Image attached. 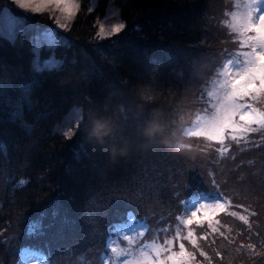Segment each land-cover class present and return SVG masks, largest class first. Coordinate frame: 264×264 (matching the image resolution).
Segmentation results:
<instances>
[{"label": "trees", "instance_id": "16d2710c", "mask_svg": "<svg viewBox=\"0 0 264 264\" xmlns=\"http://www.w3.org/2000/svg\"><path fill=\"white\" fill-rule=\"evenodd\" d=\"M115 1L120 5L124 27L113 35L97 37L92 20L105 0H98L100 5L96 3L90 10L80 9L72 24L71 37L74 45L81 39L83 46L76 53V59L69 53L72 61L62 63L58 70L46 69L36 75L28 63L19 59L20 53L31 54L29 47L15 50L11 46L8 51L0 48V63L6 65V68L0 66V132L10 149V152L0 150V227L3 230L7 223H14V204H20L25 198L15 222L22 221V213L34 219L53 210L83 214L101 206L104 192L115 182L126 187L138 175H152L159 180L165 168L163 162L171 169L184 165L191 168L202 162L211 167L207 160L221 161L213 158L214 148L207 144L206 138L184 134L191 148L183 153L155 148L135 151L113 163L106 150L85 135L89 120L108 117L115 129L106 138L109 143L138 142V126L153 108L160 109L170 122H178L176 117L167 115L174 100L172 94L180 87L175 103L180 100L182 90L189 102L194 85L179 76V57L187 55L188 48L202 44L203 5L211 3L215 7L219 3L217 0ZM194 21L198 22V30ZM179 52L182 53L178 55ZM29 80L32 83L26 85ZM8 82L12 85L7 86ZM139 91H146L151 100L142 103L137 95ZM23 96L26 102L22 100L23 103L15 106ZM35 106L39 107L35 113L26 108ZM17 108L23 117L22 121L18 118L19 122H14L12 111L17 113ZM67 121L73 122L68 136L61 131ZM180 125L181 122L172 126L180 128ZM245 144L251 148L247 155L243 154L244 161L255 171L241 174L235 170L230 188L242 194L249 205L260 207V215L264 217V195L258 200L259 191L253 189L264 174V129L252 133L249 143ZM228 151L232 153L233 149ZM226 161L228 165L224 167H231V159L226 157ZM150 164H153L151 170ZM22 179L28 183L18 188ZM159 185L164 188L162 179ZM244 205L241 203L238 208L243 209ZM228 222L226 234L212 232L213 239L209 243L204 241L207 246L202 248L207 260L190 250L196 257L194 264H216L219 260L228 263L233 256L241 264H264V239L260 241L264 221L261 224L256 221L258 225L249 232L238 217H229ZM235 240L238 246H234ZM242 241L259 246L243 247ZM188 248L191 249L189 245ZM231 248L233 251L229 253ZM5 258L0 247V261ZM96 258V254L90 255V260ZM13 264L18 263L14 260Z\"/></svg>", "mask_w": 264, "mask_h": 264}, {"label": "snow or ice", "instance_id": "6c2138e0", "mask_svg": "<svg viewBox=\"0 0 264 264\" xmlns=\"http://www.w3.org/2000/svg\"><path fill=\"white\" fill-rule=\"evenodd\" d=\"M53 2L57 9L67 13L63 22L57 21L61 27H67L74 13L70 11V6L64 0H42V3L36 5L34 11L39 13ZM18 6L28 7L24 2L19 3ZM5 21H7L6 27ZM22 25V18L13 16L10 11L0 12V36L14 41L16 32L21 30ZM123 27V24H118L108 30L107 35L119 32ZM230 27L233 33L243 37L241 46L249 50L243 51L236 58L231 59L228 69L223 73V79L214 83L209 93V96L215 101L214 110L210 114L197 117L194 121V128L185 132V135L189 137H205L209 141H215L222 146L220 150L222 156L228 150L225 146L226 140L239 142L243 139L246 141L248 133L264 129V111L251 104L246 105L241 102L246 97H250L253 102L264 97V0H248L243 10L232 15ZM104 32L105 30L101 28V33ZM43 40L50 47L63 42L60 35L53 30L45 31ZM61 66V61L53 59L46 62L43 67L44 69L58 70ZM37 70H40L39 67ZM25 91L27 92V88ZM15 115L19 117L21 113L18 111ZM188 148H191L189 144ZM0 150L6 151V145L0 144ZM27 183L28 180L22 179L18 182L17 187L23 188ZM202 201L204 203H201ZM229 207H231V201L224 199L219 191L199 192L183 203V213L177 217L174 235L170 239L166 238L161 243L154 238L150 243H144L142 246L137 242V237L144 235L139 229L146 231H150V229L146 221L137 219L135 213L129 210L126 213L125 221L109 228L105 251L93 264H194L196 259L194 253L188 251L183 242L179 243L178 251L173 250V242L188 241L193 249L198 250L200 245L194 235L196 227L202 228L206 221L213 232L218 231L214 224L219 225L220 221L214 220V217L220 213L238 217L245 225L249 224L247 216L239 215L236 211L229 212ZM201 211L204 221L194 219ZM59 215L60 213L55 210L52 212L54 219ZM85 218L90 221L94 220L91 215ZM59 223L61 227H64L75 222L64 216ZM51 226L49 225V227ZM42 227L40 221L33 222L29 225L28 232L30 235H34ZM185 228L188 229L186 235L183 231ZM162 231L167 233L168 229ZM121 233L128 234L126 247L117 246ZM220 235L224 234L221 232ZM203 238L201 237V239ZM133 245L136 247L134 248ZM199 255L208 259L204 251H199ZM33 258L38 259L40 264H52L51 254L48 251H34L29 248L20 250L19 264H30ZM77 264H89L87 257H79Z\"/></svg>", "mask_w": 264, "mask_h": 264}, {"label": "clouds", "instance_id": "9594fccd", "mask_svg": "<svg viewBox=\"0 0 264 264\" xmlns=\"http://www.w3.org/2000/svg\"><path fill=\"white\" fill-rule=\"evenodd\" d=\"M137 95L142 103L151 100L146 91H139ZM114 130L112 120L108 117L91 119L84 128L85 135L105 149L113 163L120 158L130 156L135 151L164 148L172 152L183 153L189 150L181 128L173 127L169 119L158 108L151 109L138 126V142L113 141L109 143L106 138L112 136Z\"/></svg>", "mask_w": 264, "mask_h": 264}, {"label": "rangeland", "instance_id": "374dc122", "mask_svg": "<svg viewBox=\"0 0 264 264\" xmlns=\"http://www.w3.org/2000/svg\"><path fill=\"white\" fill-rule=\"evenodd\" d=\"M15 3L18 5L21 2H24L28 5V7H30L31 9H35L37 4L42 3V0H14ZM219 3H221V5H223V3H226V15H223L220 17V19L217 20V25L221 27L222 29V33L224 34V39L225 41H232V46L230 47V50L232 51L233 57L236 58V56L240 53H242L243 51H248L249 49L246 47H242L241 46V41L243 39V37H241L239 34L237 33H233L230 27V24L232 22V15L238 11L243 10L244 5L247 3L248 0H243L240 3V0H217ZM64 2H66L69 6H70V11L73 13L74 9L76 8H81L82 10L86 8V10H90L93 8L94 4H95V0H88V5H84L83 7L79 6V2L80 0H64ZM115 2V3H114ZM118 1L115 0H105L104 4H101L100 6V14L95 17L92 20V25H93V32L95 36H103L106 35L108 30L114 28L116 25L118 24H122L121 21V17L119 16V11L118 8H120V5L117 3ZM234 3V6L231 4ZM118 7V8H117ZM48 10V14L51 15L53 17V19L57 22L58 20L63 22V18L65 15H67L66 12H61L59 9H57L55 7V3L53 2L51 5H49L47 8ZM3 12V11H0ZM14 16V15H13ZM75 20V17L73 16L72 19L70 20L71 23H73ZM7 26V21H5V27ZM101 28H103L105 30L104 33H101ZM229 67V61L223 65V67H221L220 69L214 70L211 72V76H215L218 78V80H222L223 79V73L228 69ZM196 74H200V72H196ZM209 84V82H208ZM214 84H209V86H211V88H213ZM244 104H251L253 107H259V106H263L264 104V97L260 98L258 101L253 102L250 97H246L243 101H241ZM71 124H68V126ZM64 132H68V128L65 126V128H63ZM230 211H236L237 212V208L233 207L231 208ZM227 215V214H226ZM190 216V213H189ZM230 216V215H228ZM200 217V213H197V217ZM232 217V216H230ZM193 227H195V225H193ZM197 227H196V231H197ZM187 228L183 229L184 234H187ZM195 231V232H196ZM172 235H168L166 238H171ZM165 238V239H166ZM163 239L162 241H160L161 243H163V241L165 240ZM183 242L185 244L186 249L188 248L189 242L188 241H174L173 242V250L178 251L179 250V243ZM229 253H232V248L231 250L229 249ZM123 259V258H122ZM36 264H40L39 261L35 262Z\"/></svg>", "mask_w": 264, "mask_h": 264}]
</instances>
